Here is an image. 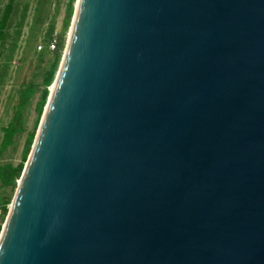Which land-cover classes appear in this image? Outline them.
I'll use <instances>...</instances> for the list:
<instances>
[{"label":"water","instance_id":"1","mask_svg":"<svg viewBox=\"0 0 264 264\" xmlns=\"http://www.w3.org/2000/svg\"><path fill=\"white\" fill-rule=\"evenodd\" d=\"M50 86L0 264H264V0H75Z\"/></svg>","mask_w":264,"mask_h":264},{"label":"rangeland","instance_id":"2","mask_svg":"<svg viewBox=\"0 0 264 264\" xmlns=\"http://www.w3.org/2000/svg\"><path fill=\"white\" fill-rule=\"evenodd\" d=\"M7 2L8 0H0V17ZM66 2L67 0H14L7 37L3 42L0 41V141L1 127L13 116L21 84L31 80L39 82L38 72L51 59L49 52L39 59L38 54L43 48L42 38L49 23L54 25L53 35L56 36L61 31ZM67 33L68 29L65 41ZM40 88L41 86L23 110L24 130L16 134L13 144L0 153V163L20 162L27 133L37 129L41 118L42 113L39 115L35 108ZM5 193L9 191L6 190ZM13 194L14 191L10 193V200ZM4 219H1L0 214L1 226Z\"/></svg>","mask_w":264,"mask_h":264},{"label":"trees","instance_id":"3","mask_svg":"<svg viewBox=\"0 0 264 264\" xmlns=\"http://www.w3.org/2000/svg\"><path fill=\"white\" fill-rule=\"evenodd\" d=\"M74 2L75 0H67L65 5V13L62 20L61 31L56 34V43L55 48L48 49V42L51 39L54 33V25L53 23H49L45 34L42 38L43 48L39 52V59L46 53H51V59L47 62L45 66H43L38 72V76L40 78L39 82L28 81L20 86V90L18 93V103L15 106L14 113L10 121L1 127L2 138L0 141V153L5 151L9 146H11L14 142V137L16 134L22 132L24 130L23 126V117L22 113L24 108L29 103L31 97L35 94L36 90L40 88V96L36 103V110L40 115L43 111V107L46 103L47 96L49 93L48 87L52 83L55 73L57 71L62 50L65 46V33L70 25L71 17L74 10ZM14 0H8L5 4L1 17H0V40L5 38V29L9 24V20L11 14L13 12ZM31 37H29L30 39ZM36 129L31 130L27 133V137L25 139L24 148L21 155V160L17 164L12 163H0V214L1 219H4L8 207L7 205L10 203V193L13 192L16 188L17 180L19 179L24 163L27 159L28 153L30 151ZM9 191V193H5V191ZM1 230V224H0Z\"/></svg>","mask_w":264,"mask_h":264},{"label":"built area","instance_id":"4","mask_svg":"<svg viewBox=\"0 0 264 264\" xmlns=\"http://www.w3.org/2000/svg\"><path fill=\"white\" fill-rule=\"evenodd\" d=\"M55 43H56V36L52 35L51 39L48 42V49H53L55 48Z\"/></svg>","mask_w":264,"mask_h":264},{"label":"crops","instance_id":"5","mask_svg":"<svg viewBox=\"0 0 264 264\" xmlns=\"http://www.w3.org/2000/svg\"><path fill=\"white\" fill-rule=\"evenodd\" d=\"M9 27V24L7 25L6 29H5V38L7 37V28ZM5 38L3 40H0L1 42H3L5 40Z\"/></svg>","mask_w":264,"mask_h":264},{"label":"bare ground","instance_id":"6","mask_svg":"<svg viewBox=\"0 0 264 264\" xmlns=\"http://www.w3.org/2000/svg\"><path fill=\"white\" fill-rule=\"evenodd\" d=\"M53 86H54L53 84L50 86V91H52V90H53Z\"/></svg>","mask_w":264,"mask_h":264}]
</instances>
